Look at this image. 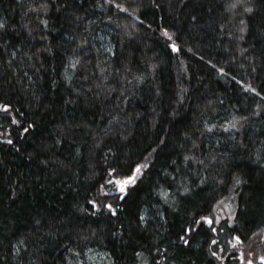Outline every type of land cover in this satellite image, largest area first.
Segmentation results:
<instances>
[{
	"label": "trees",
	"instance_id": "trees-1",
	"mask_svg": "<svg viewBox=\"0 0 264 264\" xmlns=\"http://www.w3.org/2000/svg\"><path fill=\"white\" fill-rule=\"evenodd\" d=\"M262 224L264 0H0V264H264Z\"/></svg>",
	"mask_w": 264,
	"mask_h": 264
},
{
	"label": "rangeland",
	"instance_id": "rangeland-1",
	"mask_svg": "<svg viewBox=\"0 0 264 264\" xmlns=\"http://www.w3.org/2000/svg\"><path fill=\"white\" fill-rule=\"evenodd\" d=\"M91 258L89 259L90 260V264H108L106 258L101 255V254H98V253H94V254H90ZM236 258V257H235ZM239 263L240 264H249V261H251V264H257V263H261L262 261H258L256 263V259L254 260L251 255H249L248 257H246L245 255L244 256H240L239 257Z\"/></svg>",
	"mask_w": 264,
	"mask_h": 264
},
{
	"label": "bare ground",
	"instance_id": "bare-ground-1",
	"mask_svg": "<svg viewBox=\"0 0 264 264\" xmlns=\"http://www.w3.org/2000/svg\"><path fill=\"white\" fill-rule=\"evenodd\" d=\"M231 211H232V209H231V207L228 205V207H227V209H226V212H227V215L225 216L226 218H228V217L231 216ZM226 218H225V219H226ZM259 228H260L261 231L258 232V235H259V237H260L262 240H264V230H262V229H264V224L260 225ZM229 256H230V254H229ZM231 258H233V257H231Z\"/></svg>",
	"mask_w": 264,
	"mask_h": 264
},
{
	"label": "snow or ice",
	"instance_id": "snow-or-ice-1",
	"mask_svg": "<svg viewBox=\"0 0 264 264\" xmlns=\"http://www.w3.org/2000/svg\"><path fill=\"white\" fill-rule=\"evenodd\" d=\"M174 48H175V46H173ZM5 107H7V106H5ZM128 182H131V179L129 180V181H126L125 183H128ZM121 191H123L124 189H123V187H121V189H120ZM109 209H111V205H108L107 206ZM205 219H207V218H205ZM209 223H211V221L209 220L208 221ZM214 230V229H213ZM237 239H239V237H237ZM215 243V242H214ZM261 259H264V257H262ZM249 264H251V261H249Z\"/></svg>",
	"mask_w": 264,
	"mask_h": 264
}]
</instances>
